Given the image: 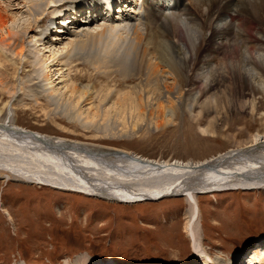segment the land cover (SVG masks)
I'll return each instance as SVG.
<instances>
[{"label":"bare ground","instance_id":"bare-ground-1","mask_svg":"<svg viewBox=\"0 0 264 264\" xmlns=\"http://www.w3.org/2000/svg\"><path fill=\"white\" fill-rule=\"evenodd\" d=\"M72 1L79 3L66 9ZM88 1H0V74L8 70L6 61L10 54L24 68L33 66L47 102L41 104L44 116L53 120L65 116L82 130L128 138L142 127L157 130L171 124L182 105L190 112L195 107L218 106L220 92L230 101L240 94L250 104L259 108L264 105V0H172L177 6L170 7L171 16L165 15L166 8H152L153 0H123L119 17L99 14L90 21L83 15ZM15 4L24 6L29 16V25L23 31L10 25L20 12L14 10ZM178 6L185 7V16L176 11ZM75 9L84 19L77 14L69 16L67 22L75 17L79 20L75 27L70 26L72 22L66 27L63 20L67 19L62 17ZM49 10H53L54 18L43 29L44 14ZM219 11L231 12L230 21L226 20L222 28L213 25V17ZM105 17L110 21L100 23ZM213 36L223 41L212 44ZM210 43L212 46L203 49ZM219 51H224V57L219 58ZM83 60L95 70L120 71L125 77L136 75L140 82L133 91L110 87L100 90L79 83L72 70H78L75 62ZM6 80L0 79L4 87ZM213 88L218 92L202 97L204 91ZM9 89L13 99L6 105L11 108L0 121V170H5L8 177L14 174L27 183L124 203L197 189L216 192L264 188V168L254 172L253 166L258 164L246 160L258 143L264 142V135H256L254 144L200 162L142 159L137 164L127 163L77 140L18 126L13 107L24 100L26 88L21 80L18 89ZM29 95L40 103L35 93ZM202 131L214 133L209 127H202ZM48 165L54 169L53 174H49ZM246 168H252V172ZM189 214L185 229L194 250L201 255L195 204ZM91 263L90 259L85 262Z\"/></svg>","mask_w":264,"mask_h":264},{"label":"rangeland","instance_id":"rangeland-1","mask_svg":"<svg viewBox=\"0 0 264 264\" xmlns=\"http://www.w3.org/2000/svg\"><path fill=\"white\" fill-rule=\"evenodd\" d=\"M78 3L72 1L66 9ZM151 3L152 8L160 9L164 5V2L156 5L154 0ZM13 8L20 12L10 25L23 31L29 25L26 9L19 4ZM171 10L165 11V15L172 14ZM176 11L184 16L187 13L183 6H178ZM220 12L213 17L214 27L222 28L226 20L230 21L231 12ZM114 15L119 17V11ZM44 16L43 29L54 18L53 10ZM108 21L106 18L100 23ZM97 23L95 21L94 25ZM213 37L212 44L223 41ZM223 52L219 51V58L224 57ZM8 59V70L0 74V79L8 82L6 87L0 84L1 123L11 108L6 105L13 99L9 88L18 89L22 80L26 94L24 100L17 101L13 107L18 126L77 140L110 158L136 164L142 159L200 162L230 149L254 144L256 135H264V105L259 108L250 104L247 97L242 98L240 94L230 101L220 91L218 106L195 107L190 112L182 105L174 121L157 130L142 127L128 138L82 130L78 123L69 122L65 116H58L56 120L44 116L40 112L41 104L47 102L33 66L24 68L12 54ZM75 65L78 70L72 73L77 74L79 83L94 85L100 90L110 87L133 91L140 82L136 75L125 77L120 71L95 70L84 60L76 61ZM214 92L218 89L204 91L202 97ZM31 93L40 98V103L34 101ZM202 127L212 128L214 133H204ZM246 160L258 164L252 171L263 169L264 142L258 143V148ZM48 169L49 174H53L50 165ZM251 169L245 170L252 172ZM197 190L139 202H111L54 189L47 184L27 183L20 176L8 177L5 170H0V264H85L88 259L91 264H239L247 258L264 264V251L260 252L264 247V188ZM194 204L199 214L196 224L202 238L201 255L194 250L185 229Z\"/></svg>","mask_w":264,"mask_h":264}]
</instances>
